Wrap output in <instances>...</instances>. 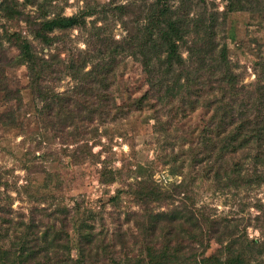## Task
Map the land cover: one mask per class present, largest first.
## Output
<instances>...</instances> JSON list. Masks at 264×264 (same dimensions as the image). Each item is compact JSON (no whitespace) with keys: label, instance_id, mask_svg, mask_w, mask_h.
<instances>
[{"label":"rangeland","instance_id":"374dc122","mask_svg":"<svg viewBox=\"0 0 264 264\" xmlns=\"http://www.w3.org/2000/svg\"><path fill=\"white\" fill-rule=\"evenodd\" d=\"M197 1V6L184 2L190 13L224 14L218 44L228 49L237 88L253 96L256 84L264 82V0H252L257 12L231 11L226 0ZM158 2L0 0V234L8 226L0 244L5 248L16 231L21 235L34 222L40 237L70 235L72 257L78 258V226L86 224L93 228L101 263L128 257L134 264L149 260L148 246L161 250L175 242L174 222L166 227L161 221L156 233L151 231L153 215L167 213L174 220L175 213L181 221L176 231L187 244L189 230L206 234L204 247L190 252L199 256L207 247L206 256L223 262L244 250L247 262L264 264V185L220 189L213 175L182 166L181 156L201 135L206 110L187 108L183 115L165 94L138 106L151 94L150 78L132 52L117 57L109 92L116 104L108 111L94 105L92 88L86 86V100L79 96L85 84L68 71L72 61L82 75L92 70L100 40L122 42L138 27L135 21L144 22L147 12L140 6ZM164 3L178 9L180 0ZM71 17L78 26L45 28ZM29 52L37 74L24 55ZM182 53L187 56L186 49ZM42 94L58 97L53 108H45ZM68 96L73 101L65 104ZM89 111L92 121L82 122ZM246 166L252 173V165ZM113 246L118 254L111 257Z\"/></svg>","mask_w":264,"mask_h":264},{"label":"trees","instance_id":"16d2710c","mask_svg":"<svg viewBox=\"0 0 264 264\" xmlns=\"http://www.w3.org/2000/svg\"><path fill=\"white\" fill-rule=\"evenodd\" d=\"M164 1L167 0H159L156 5L150 4L149 8L140 6V11L143 9L147 12L144 22L140 24V20L135 21L134 23H139L138 27L129 32L122 42L100 40L99 50L96 51L99 61L92 70L82 75L81 67L74 61L71 62L68 71L73 73V79L85 84L83 92L78 95L86 100L88 97L85 89L88 86L92 88L89 97L94 100V105L100 103V108L104 107L106 111L114 109L116 102L109 92L111 93L112 73L118 66L117 57L122 53L132 52L140 58L143 69L150 78L151 94L148 92L138 100V106L143 107L152 97L165 94L180 104L176 108L183 115L187 108L190 112L200 106L206 110L201 135L196 143H191L190 149L186 151L189 153L181 156L182 166L187 163V166L191 165L213 175L212 179L222 184L220 189H255L264 185V82L256 84L253 96L237 88L239 79L231 67L228 49L226 45L220 46L217 41L219 29L223 30L222 24L225 22L220 16L224 14L212 10H209L207 16L190 13V6H185L184 2L197 6V0H180L178 9L166 7ZM199 1L204 4L206 2ZM226 1L231 11L258 10L253 9L255 3L252 0ZM263 8L260 7V10L264 11ZM78 25L79 20L75 17L58 18L46 23L45 28L50 32L55 28L65 30ZM25 49L27 47L23 50ZM183 49L187 51L186 57L183 56ZM24 55L30 60L28 63L32 74H37V66L31 63V53ZM43 95H40V99L46 105L45 108H53L51 104L58 97ZM72 101L69 96L65 98V104ZM87 113L90 117L83 116L82 122L92 121L90 118L94 111ZM246 164L252 165V173ZM149 194L151 193L148 192ZM144 196L146 195L142 193V197ZM191 219L192 217L189 218ZM151 220L153 233H156L159 222L165 220L166 227L174 222V239H177L175 244L168 241L161 250L148 246L149 260L139 258L134 264H250L245 260L244 250L231 253L223 262L216 255L206 256L207 247L199 256L190 252L195 250L196 245L204 247L206 234L194 235L189 230L190 240L187 244L176 231L181 221L175 213L174 220L167 213L153 215ZM7 227L3 229L4 234H0L3 239L7 236ZM87 227L89 228L86 229V224L78 226V258H73L70 235L65 236L64 231H60L62 235L57 233L53 238L46 235L40 237L36 224L32 222L21 235L17 231L14 233L16 237L8 248L0 244V264H108L101 263L104 261L100 259L98 245H95L97 240L93 228L90 225ZM190 229H193L192 225ZM117 254L115 247H111L109 256ZM129 261L128 257L121 262L112 258V264H129Z\"/></svg>","mask_w":264,"mask_h":264}]
</instances>
